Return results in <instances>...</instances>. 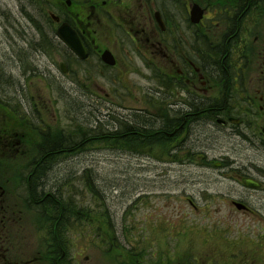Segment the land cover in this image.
<instances>
[{
  "label": "rangeland",
  "instance_id": "obj_1",
  "mask_svg": "<svg viewBox=\"0 0 264 264\" xmlns=\"http://www.w3.org/2000/svg\"><path fill=\"white\" fill-rule=\"evenodd\" d=\"M160 2L173 15L181 9ZM47 4L0 0V93L20 100L33 117L32 124L19 120V130L11 117L16 137L0 144V264H264V191L244 184L249 168L221 169L201 157L208 148L215 155L219 146L232 147L228 139L210 127L201 131L194 120L189 140L183 129L174 140L172 135L143 145L136 125L161 109L154 100L169 93L145 69L134 50L139 46L125 45V39L115 47L124 74L116 73L114 84L103 82L97 69H87L62 45L44 17ZM258 7L263 22L254 24L262 39L264 5H255L254 15ZM165 52L158 59L163 66ZM256 57L248 74L261 71ZM63 64L70 73L62 72ZM67 137L72 144L65 150ZM53 144L59 154L37 182L38 195L62 194V203L78 213L62 228L63 252L57 255L46 231L50 222L37 214L24 189L33 179L25 163ZM235 149L230 152L239 163L252 159L248 148ZM250 196L256 199L251 212L232 204Z\"/></svg>",
  "mask_w": 264,
  "mask_h": 264
},
{
  "label": "flooded vegetation",
  "instance_id": "obj_2",
  "mask_svg": "<svg viewBox=\"0 0 264 264\" xmlns=\"http://www.w3.org/2000/svg\"><path fill=\"white\" fill-rule=\"evenodd\" d=\"M39 1L50 3L48 19L57 37L62 24L78 32L88 51L87 59L81 60L61 43L87 69H97L103 82L113 79L110 83L114 84L116 73L119 78L124 74L119 69L125 64L120 63L114 48L125 39L129 40L125 45L139 46L134 50L139 51L145 69L169 93L166 99L154 100L161 109L150 113L148 121L141 120L136 125L134 133L143 145L172 135L174 140L177 130L185 129L187 137L196 120L201 131L210 127L232 145L227 150L219 146L215 155L212 148L201 151L204 164L221 169L241 167L242 172L247 167V178L258 183L257 189H249L264 191V25L260 39L255 32L259 24L254 23L263 22V18L259 7L256 15L253 10L255 5H264V0H201L204 16L199 22L191 17L196 0H163L168 8L181 6L175 15L160 5L161 0ZM164 50L167 66L158 64L159 53ZM106 51L112 54L109 60L113 64L104 59ZM255 56L261 71L257 75L248 74ZM183 141L175 144L173 150ZM54 145L45 150L57 149ZM238 146L252 153L246 165L230 152ZM255 200L250 196L233 200L232 204L236 207V202L241 203L242 209L251 212L255 209L250 207L251 201ZM2 223L4 219L0 222V238L4 232ZM0 255H3L1 247Z\"/></svg>",
  "mask_w": 264,
  "mask_h": 264
},
{
  "label": "trees",
  "instance_id": "obj_3",
  "mask_svg": "<svg viewBox=\"0 0 264 264\" xmlns=\"http://www.w3.org/2000/svg\"><path fill=\"white\" fill-rule=\"evenodd\" d=\"M44 17L48 18L45 12H44ZM0 75L2 74L0 73ZM10 82L11 81H9V83ZM11 100L12 99L9 96L2 97L0 93V105L2 107H7L10 111H12L16 115L13 116L11 113H9L6 110H4L3 113L0 112V144H4L7 140L16 137L15 132L11 130V127H14V125L10 124L9 122V119L11 117H15L11 123H14L15 128L18 130H19L18 127H21L19 120L23 121L25 119L27 123L29 122V124H32L31 121L33 117L30 116V113H28V111L23 110L21 101L17 99L19 101L14 100L15 102H12ZM1 106L0 108H2ZM71 144L72 141L67 137L63 145V146L65 145L67 146V147L65 146L66 148L65 150H67L69 145ZM56 145H59V143ZM59 149L57 148V149L43 150V151H39L37 154L35 153L34 155H32L33 160L30 164V169H31L30 175H32L33 179L31 180V182L29 179L28 182L25 183L26 188H24L26 192V198L31 203L36 204L35 208L38 211L37 213L41 215L44 219H46L47 222H50V224L48 223L45 225H47L46 231H48L47 233L51 237V242L53 246L51 249V252H53L52 255H57L58 253L63 252V247L61 246L62 243L60 244L61 238L63 239L62 228L71 224L74 217L78 216V213L74 208H67L68 205L62 203L63 202L62 194L61 196L58 197L54 193L47 192L44 195V198L38 195L39 193L38 188L40 189V187L37 188L38 183H40V181H42V179L44 178L45 176L44 171L49 167V163L50 162L52 163L51 161L52 158L54 161V158L59 154L58 153ZM1 161L2 160L0 159V162ZM41 172L43 173L41 174ZM45 189L47 190V188Z\"/></svg>",
  "mask_w": 264,
  "mask_h": 264
},
{
  "label": "water",
  "instance_id": "obj_4",
  "mask_svg": "<svg viewBox=\"0 0 264 264\" xmlns=\"http://www.w3.org/2000/svg\"><path fill=\"white\" fill-rule=\"evenodd\" d=\"M193 15L195 16L194 21H198L201 18V13L199 12L198 8L192 11ZM160 25L163 27V23L159 20ZM58 35L61 39L71 48L77 55L81 58H86L88 56L87 50L79 36V34L68 24H63L58 29ZM108 58V53L105 54V59ZM63 71H67L64 64L62 65ZM247 184H253V182L247 180ZM241 207V206H240Z\"/></svg>",
  "mask_w": 264,
  "mask_h": 264
}]
</instances>
